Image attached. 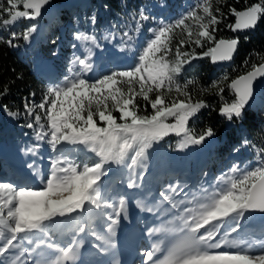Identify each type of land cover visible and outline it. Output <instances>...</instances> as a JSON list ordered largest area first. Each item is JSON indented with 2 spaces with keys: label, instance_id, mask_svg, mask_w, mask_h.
I'll return each instance as SVG.
<instances>
[{
  "label": "snow or ice",
  "instance_id": "1",
  "mask_svg": "<svg viewBox=\"0 0 264 264\" xmlns=\"http://www.w3.org/2000/svg\"><path fill=\"white\" fill-rule=\"evenodd\" d=\"M49 3V0H7V7L0 4V25L5 27L14 25L18 19L26 18L35 20L41 15V9ZM22 4L24 10H18ZM199 7V5H198ZM31 10V11H29ZM203 13L209 17L206 23H200L194 40L195 45L203 46L202 39L215 41L214 46L208 47L203 56H210L213 62L230 60L235 52L238 39H219L213 35L216 29L210 26L219 23V20L210 11V5L205 3L202 6ZM219 11V9H217ZM235 15V25H229L233 31L237 29H248L255 27L261 14H264V0L253 3L244 11L230 9ZM7 14L8 18H4ZM203 21L205 16L197 15L196 11H190L188 15L178 19L174 24L164 25L158 30H154V39H151L139 56V62L129 70L114 71L109 75L90 82L87 79L77 78L67 81L63 87L49 88L48 93L51 100H45L37 105L39 109H45L46 119L50 131L49 143L53 150L61 142L71 144H84L90 147L91 151L100 158L92 166L84 164L82 168L70 161L66 156L63 160L59 157L52 163L49 176L44 182L42 190H34L31 187H14L10 183L0 182V256L10 253V250L19 247L14 244L20 234L29 233L32 230L46 232L45 221L52 220L55 216H64L77 210L84 211L85 204L99 209L100 192L97 182L105 174L104 165L109 162L121 164L129 156V168L134 169L138 163V158L143 156L145 150L154 141L162 139L170 131L179 134L181 131L187 133L186 127L188 118L204 107L202 103H186L183 100L173 101L165 105L164 99L157 95L151 101L153 114L137 115L134 104L137 95L143 96L144 100L149 99L148 94L153 89L168 87L171 90L173 74L181 71V66L196 58L195 50L192 53L181 52L180 47L176 48L178 57L174 65H170L165 59L166 54L171 51L168 44L170 33L176 28L187 31L188 40L193 37L192 28L185 23L188 19ZM141 19H148L141 14ZM36 30L35 25L30 26L26 32L17 34L12 32V39L7 43L12 44V40L22 35L24 40H28L32 32ZM85 40H94L92 37H82ZM186 41L181 40L183 45ZM164 53V55H158ZM180 57H183L181 59ZM79 64L84 71L91 70L88 59H79ZM257 75H264V65L248 72L247 75L240 76L233 80L230 87L238 97L235 102L226 104L222 109V114L231 120L233 115L240 117L242 109L252 95V82ZM118 85H124L121 87ZM138 85L139 91H136ZM7 89H5V92ZM179 91V88H177ZM223 89H221V92ZM6 107V106H5ZM28 106L26 105V108ZM119 112V119L113 112ZM15 115V113H11ZM32 115L31 109L28 112ZM103 122L105 126H98L96 119ZM168 117H176L175 124H168ZM35 121L40 124L41 116L36 114ZM130 121V122H129ZM28 127H33L29 124ZM212 130L208 129L207 136H211ZM49 136V132L37 134V139L43 140ZM205 135L198 138L188 137V143L199 144L203 142ZM61 164L65 166H61ZM79 168V170H78ZM236 168L231 172L235 173ZM223 179V177L221 178ZM135 181L128 186L133 187ZM172 192L175 188L169 186ZM68 193V195H63ZM163 201L170 202L173 209L177 204L171 201V197L165 193L160 194ZM208 202L199 205V211L192 208H184L176 215V219L182 220V227L179 232L183 235L175 241L169 248L165 249L162 259L155 258L160 252L163 241L153 245L151 250L145 251V264H264V253L251 254V245L240 248L244 241L229 240L226 237L230 233H238L241 219L246 212L264 213V161L252 170L246 171L239 178L230 179L228 186L207 197ZM124 199H120L118 205L105 204L104 207L114 209L118 218L120 212L124 210ZM230 218L229 227L225 229L223 237L211 243L216 235L220 233L221 227ZM112 223L117 220L109 216ZM86 223H81L74 230L79 233L85 231ZM204 229L203 234H199ZM5 230L10 235L6 236ZM111 231V227H109ZM168 231L163 225L161 228L150 229L149 235L156 232ZM23 240V237H20ZM97 239L101 237L97 236ZM40 244L48 249H53L59 253L52 264H64V261L75 260L76 253L74 247L78 248L75 238L60 247L58 243L41 240ZM201 245L204 248L201 249ZM223 246L237 248V251L210 252L208 249H220ZM264 248V244H262ZM29 257L31 252L29 251ZM20 255H23L21 253ZM20 256L16 257L19 261ZM3 264V261H0ZM15 264V262H14ZM36 264H40L36 261Z\"/></svg>",
  "mask_w": 264,
  "mask_h": 264
},
{
  "label": "trees",
  "instance_id": "2",
  "mask_svg": "<svg viewBox=\"0 0 264 264\" xmlns=\"http://www.w3.org/2000/svg\"><path fill=\"white\" fill-rule=\"evenodd\" d=\"M50 1L57 6L68 0ZM198 1L202 0H81L80 3L74 5L71 11H64L61 21L63 23L70 22L82 31L92 34L101 44L114 38L125 41L126 36H133V30L137 24L145 27L141 14L147 16L151 21L155 16L157 18L160 15V10L164 6L170 13L174 14L170 23L174 24L182 18L181 15L184 17L192 10H195L197 15H201L200 11L195 9ZM205 1L210 5L212 14L219 20V23L209 28L210 32H212L213 27L216 29L213 32L216 40L235 38L232 34V28L229 27L235 22V15L230 9L235 8L237 11H244L253 3L260 2V0ZM0 4L5 7L8 6L7 0H0ZM18 10H24L22 4L18 6ZM166 16V13L162 14V17ZM4 18H8L7 14H4ZM185 23L192 28L193 37L191 41L188 40L186 30L174 29L169 34L168 47L171 51L166 54L165 59L170 65H174L178 59L176 55L178 46L181 52L192 53L195 50L196 56L202 58L192 66H188V63L183 64L181 71L173 74L171 90L168 87L159 90L154 88L148 94L149 99L147 101L144 100L143 96L137 95L134 100V104L137 106V115L153 114L151 101L157 95L164 99L165 105L180 100L193 104L202 103L204 107L188 118L187 133L181 131L177 134L170 131L163 137L168 146L176 147L180 142L182 133L195 138L204 134L205 137L219 141L223 136H227L228 141L211 156L214 165L221 163L227 154L229 155L238 147L247 146L252 151L264 150V109L258 112L248 110L242 118L232 117L231 120L221 112L226 104L235 102L237 99L230 87L232 81L264 63V14L260 15L259 28L254 34L238 37L240 48L235 62L230 68L221 70L212 66L210 56H203V53L207 51L206 49L193 43L197 29L192 25L196 23V20L194 18L188 19ZM33 24L29 19H25L20 27L0 25V142H7L13 147L17 144H27L33 140L36 133L34 130L39 128L34 119L36 114L41 116L39 123L43 124L46 129L49 128L46 119L48 105H45V109H39L37 105L46 99L50 101L52 97L48 93V82L34 73V63L38 56H52L56 41L51 43V40H48L35 48L27 47L23 51L19 39L23 38L22 35L13 39L11 45L7 43L8 40L12 39V32L17 34L26 32ZM57 27L58 25L55 28V37L58 35ZM181 40L186 42L181 45ZM209 42H211L210 46H214L215 41ZM207 43V40L202 39L203 46ZM65 47L63 54L69 57V47L66 45ZM158 55H164V53ZM180 58L183 59V57ZM64 73L65 70L63 69ZM102 77L104 76L101 75L98 79ZM118 86L126 87L124 85ZM135 87L138 92V85ZM5 89H7L6 92ZM221 89H223L222 92ZM29 109H31L32 115L28 114ZM11 113H15V115ZM113 115L117 117L118 123L123 122L119 119V112L115 111ZM94 119H96L98 126H105L98 117H94ZM166 123L175 124L176 117H168ZM228 123L234 125L235 129H229ZM29 124H32L33 127H28ZM208 129L212 130L211 136L206 135Z\"/></svg>",
  "mask_w": 264,
  "mask_h": 264
},
{
  "label": "rangeland",
  "instance_id": "3",
  "mask_svg": "<svg viewBox=\"0 0 264 264\" xmlns=\"http://www.w3.org/2000/svg\"><path fill=\"white\" fill-rule=\"evenodd\" d=\"M80 2H81V0H68L65 3H63V5H61L60 7H58V9L55 12H53L51 15H49L47 17L45 16V18H43V19L42 18L41 19H38L35 22L37 24V28H36V30L34 32H32V35H35L36 34V37L37 38H35V37L32 38V36H31V39L29 41L24 40L23 38H19L21 40L20 41V47H21L22 51L25 50L26 46H31L34 43H36V40L35 39H37V42H43V41L47 40L49 37H51V43L54 42V41H56V37L54 36L55 28L56 27H54V24L55 23H59L61 21V17H62V14L64 13V11L65 12L71 11V9L74 7V5H76V4L80 3ZM198 2L199 3L195 5V9H197L198 11H200L201 15L205 16V19L203 21H196V23H194L192 25L197 30L199 28V24L200 23H206L207 22V19L209 18V17H207L203 13V10H202V6L206 3V1L205 0H202V1H198ZM198 5H199V7H198ZM163 11H164V7L161 8L160 13H163ZM169 16H170V14L168 13V17ZM181 17H183V15H181ZM25 19L26 18H20V19H18V21L14 25H12V26L13 27H20L21 24H22V22ZM142 21H143L144 25L147 28L145 27V29H144V28L141 27L142 25H139V24H137V26H135V29L133 30V33H135V36H136L135 37V45H134V48L137 47L138 41H139V39H141V36L143 37L144 35L145 36L148 35V36H151L152 39H154V29L152 28V26H155V25L156 26H160V25H163L164 26V25H167V22L165 20H161V19H157V20H153V21H150L149 19H146V20H143L142 19ZM45 32H46V35L44 34ZM43 35H45V37ZM62 35H63V31L60 30V38H59L60 40L56 41L58 44L62 40L61 39V36ZM195 38H196V36L193 38V41L195 40ZM113 41H115V38H114ZM126 41H130L131 42L132 40H130L129 38L126 37ZM210 45H211V42L208 41V43L205 44L203 47H201V46H198V47H201V48H204V49L207 50L208 47H210ZM108 47H110V44L108 42H105L104 49H101V51L106 50ZM77 52L78 51H76L74 53V55H76ZM58 56H60V55H58ZM201 58L202 57H200V56H196L195 59H191L190 62L188 63V66L194 65ZM122 71H124V70H122ZM112 72H114V71L112 69H110L108 72L104 73L103 76L109 75ZM79 78H81V77H79ZM261 108L264 109V91L260 94L259 98L252 104V106H251V108L249 110H252V111H260ZM101 123H103V122H101ZM232 128L235 129L234 125L229 124V129H232ZM34 131H36L37 133H41V134L43 132H49V136H50L49 128L46 129V127H43L42 129L39 127L38 129H35ZM45 137L48 138V136H45ZM186 140H187L186 134L182 133V136L180 138L179 145H181L183 143H184V145L187 144ZM227 141H228V137L227 136H223L222 139L220 141H218V142H216V141H210V148L212 150L209 151V153H210L209 155L211 156V153H214L215 150L221 149L222 145H224ZM167 146H168V144H167ZM214 148H216V149L214 150ZM76 150H78L79 152L81 151V149H76ZM192 150L190 148H188V149L185 148L184 151H183V155H182V158H181L180 161H178V157L176 155L177 153L175 154L174 152H172L174 154L168 156V158H169L168 164H167V162L165 160H162L161 161V166L164 169H166L169 166V167L175 168L177 170H180L181 168H184L185 166H190V165H192L193 169L195 167H197L198 170L199 169L200 170L202 169V171H205V169H210V164H208V162H207V159L209 160V157L210 156L208 157V155H206L207 156V159H206V157L203 154V152H202V150H201L200 147H196L195 149H192ZM243 150L244 151H243V154H242V157L241 158L244 157L245 159L246 158L248 159L250 156H254L256 158L255 161H252L250 163L248 161L247 162L244 161L243 164H245V165L247 164L248 171L254 169L257 166H259L260 165V162L261 161H264V150H258V151H254L253 150L252 151L251 149L247 148L246 146H244V149ZM165 152H168V149H166ZM238 152H239V149L238 150H235L234 155L235 156L238 155ZM7 154H9V152H7ZM13 154H15V153H13ZM132 154H133V152H130L129 153V156L125 160H127V161L129 160L130 161V157L132 156ZM80 156L81 155H79L77 161L79 160ZM95 161H97V160H95ZM0 177H1L0 180H2V178H3L4 180H6V183L8 182L7 181L8 179L6 177L4 178L3 174H0ZM160 181L162 182L163 180L160 179ZM5 262H8V260L5 261Z\"/></svg>",
  "mask_w": 264,
  "mask_h": 264
},
{
  "label": "water",
  "instance_id": "4",
  "mask_svg": "<svg viewBox=\"0 0 264 264\" xmlns=\"http://www.w3.org/2000/svg\"><path fill=\"white\" fill-rule=\"evenodd\" d=\"M55 6L56 5L52 1L49 0V3L41 9V15L38 18H36L35 20H30V21L32 23H35L38 19H41V18L45 17L46 15L50 14L52 12V10L55 8ZM29 11H31V10H29ZM236 19L237 18L235 17V22H236ZM235 22H234V25H235ZM259 23H260V18L258 19V22L256 23L255 27L248 28V29H237L235 31L232 30V34L235 36L236 39H238V45H237L235 52L232 55V58L230 60H223V61L218 60L216 62H213L212 59L210 58L212 66L214 68H216L217 70L230 68L238 56V51L240 48V39L238 37L254 34L259 28ZM261 65H264V63ZM260 66H258V67H260ZM258 67H256V68H258ZM247 74H245V75H247ZM263 91H264V75H257V77L252 82V95L248 99L247 103L244 105V107L242 109L241 116L251 108L252 104L258 98V95L260 96V94ZM235 96H236V94H235ZM233 117L236 119L239 118V117H236L234 115H233ZM252 213H254V214L258 215L259 217H261L262 219H264V213H261L258 211L252 212Z\"/></svg>",
  "mask_w": 264,
  "mask_h": 264
},
{
  "label": "bare ground",
  "instance_id": "5",
  "mask_svg": "<svg viewBox=\"0 0 264 264\" xmlns=\"http://www.w3.org/2000/svg\"><path fill=\"white\" fill-rule=\"evenodd\" d=\"M63 5V4H62ZM61 5H57V6H55V8L52 10V12L50 13V14H48V15H46V17L47 16H49V15H51L53 12H55L57 9H58V7H60ZM43 18H45V17H43ZM42 18V19H43ZM140 48V51L142 50V48L143 47H139ZM126 65L127 64H125L124 65V67H126ZM258 98H259V95H258ZM257 98V99H258ZM256 99V100H257ZM255 100V101H256ZM243 116V115H242ZM241 116V117H242ZM241 117H239L238 119H240ZM205 144H206V142L205 141H203V142H201V143H199V144H195V143H191V144H189V143H187L186 145H189L190 146V149L192 150V149H195L197 146L198 147H203V146H205ZM213 146V145H212ZM211 146V147H212ZM71 149H70V151H72V152H75V153H80V152H82V157L79 159L80 160V162H81V166H80V168H82L83 167V165L84 164H88L89 166H92L96 161L95 160H99L100 158L99 157H97L96 155H95V153L94 154H92V156L91 155H86L84 152H83V147L80 145V144H78V145H75V146H71L70 147ZM149 148H151V146L149 147ZM76 149H81V151L79 152L78 150H76ZM193 151V150H192ZM12 158H14V154L13 153H9V160H11ZM0 159H1V161H3V159H5V157H1L0 156ZM166 160H167V164H168V162H169V158L168 157H166L165 158ZM113 164H114V162H112ZM79 170V169H78ZM198 170V169H197ZM200 170V169H199ZM197 171V172H200V171ZM162 173H163V176H164V178L166 179V180H168V179H173V178H175V177H178V176H185L184 174H181V172L180 171H178L177 169H175V168H171V167H168L166 170H162ZM1 178V177H0ZM1 181H3V178H2V180ZM111 182H112V179H108L107 180V184H106V186H111L112 184H111ZM145 185H147L146 187L148 188L149 187V185L148 184H145ZM68 195V193H65V194H63V195ZM181 222H182V220H180ZM183 223V222H182ZM248 224H251V221L250 220H248L246 223H245V225H248ZM255 224H256V226H249L251 229H254V230H260V227H259V224H260V221L259 220H256L255 221ZM172 231V230H171ZM176 232V231H175ZM5 233H6V236L8 235L7 234V230H5ZM4 241L3 240H0V244H2ZM14 244H19L18 242H16V243H14ZM35 249L37 248V246H35L34 247ZM25 247H23L22 245H20L19 244V247L18 248H15V249H13V250H16V251H18L19 253H23L24 251H25ZM26 252V251H25ZM5 257L4 258H6V259H9L8 260V262H4L3 264H14V262H13V260L12 259H10V254L9 253H7V254H5L4 255ZM3 258H1L0 259V261H3L2 260ZM5 261H7V260H5Z\"/></svg>",
  "mask_w": 264,
  "mask_h": 264
}]
</instances>
